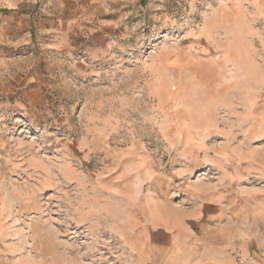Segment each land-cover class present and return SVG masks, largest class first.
<instances>
[{
  "label": "rangeland",
  "instance_id": "374dc122",
  "mask_svg": "<svg viewBox=\"0 0 264 264\" xmlns=\"http://www.w3.org/2000/svg\"><path fill=\"white\" fill-rule=\"evenodd\" d=\"M39 4L0 63V264H264V0Z\"/></svg>",
  "mask_w": 264,
  "mask_h": 264
},
{
  "label": "crops",
  "instance_id": "0c3cea01",
  "mask_svg": "<svg viewBox=\"0 0 264 264\" xmlns=\"http://www.w3.org/2000/svg\"><path fill=\"white\" fill-rule=\"evenodd\" d=\"M40 11L41 5L33 6L32 0H0V63L7 66L15 47L29 42L32 14ZM207 196L212 203L219 198L212 193L204 199Z\"/></svg>",
  "mask_w": 264,
  "mask_h": 264
}]
</instances>
